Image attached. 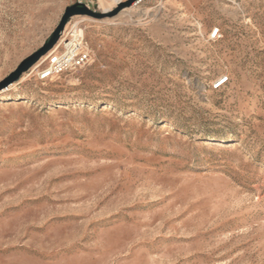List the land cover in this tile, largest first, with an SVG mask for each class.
<instances>
[{
    "label": "rangeland",
    "instance_id": "rangeland-1",
    "mask_svg": "<svg viewBox=\"0 0 264 264\" xmlns=\"http://www.w3.org/2000/svg\"><path fill=\"white\" fill-rule=\"evenodd\" d=\"M79 1L0 0V82ZM77 22L88 65L0 91V264H264V0Z\"/></svg>",
    "mask_w": 264,
    "mask_h": 264
},
{
    "label": "built area",
    "instance_id": "built-area-1",
    "mask_svg": "<svg viewBox=\"0 0 264 264\" xmlns=\"http://www.w3.org/2000/svg\"><path fill=\"white\" fill-rule=\"evenodd\" d=\"M141 2L142 0H137L134 5H138ZM78 4L83 5L81 1ZM220 37L219 28H215L209 33V40L211 41H216ZM60 40H62V43L32 68L34 78L37 81H52L62 74L79 70L90 63L91 54L86 46L84 29L79 22L73 23L68 29H64ZM227 82V77L218 79L212 88L214 91L220 90Z\"/></svg>",
    "mask_w": 264,
    "mask_h": 264
},
{
    "label": "water",
    "instance_id": "water-1",
    "mask_svg": "<svg viewBox=\"0 0 264 264\" xmlns=\"http://www.w3.org/2000/svg\"><path fill=\"white\" fill-rule=\"evenodd\" d=\"M137 2V0H126L124 2H119L113 10L103 11V12H94L87 8L85 5L76 4L70 7H67L64 11V14L61 17V20L58 26L53 31V34L50 40L42 46L37 52L29 56L27 59L22 61L19 66L4 80L0 82V91L7 89L13 83L17 82L21 75L35 66L38 61L45 57L49 52H51L57 45L60 40L61 33L65 29V25L71 17H89L94 20H103L106 18H112L116 16L122 9L131 7Z\"/></svg>",
    "mask_w": 264,
    "mask_h": 264
},
{
    "label": "bare ground",
    "instance_id": "bare-ground-1",
    "mask_svg": "<svg viewBox=\"0 0 264 264\" xmlns=\"http://www.w3.org/2000/svg\"><path fill=\"white\" fill-rule=\"evenodd\" d=\"M115 2H116V4H118L119 2H121V0H115ZM108 11H110V10H108ZM61 43H62V40H59L58 46H59ZM58 46L56 45V47H58Z\"/></svg>",
    "mask_w": 264,
    "mask_h": 264
}]
</instances>
